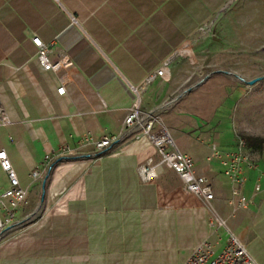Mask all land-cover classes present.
<instances>
[{
    "label": "crops",
    "instance_id": "1",
    "mask_svg": "<svg viewBox=\"0 0 264 264\" xmlns=\"http://www.w3.org/2000/svg\"><path fill=\"white\" fill-rule=\"evenodd\" d=\"M216 15L221 40H248L239 47H257L264 40V0H0V100L11 120L0 130V144L21 186L29 192L30 185L38 183L31 181L30 173L45 155L62 146L76 148L85 135L96 141L118 134L134 102L130 86H142ZM33 36L51 47L50 60L71 62L61 96L56 92L58 75L37 62ZM232 52L247 55L246 49ZM232 52L213 44L208 48L211 65L231 68ZM215 55L222 56L220 62H213ZM238 63L245 65L247 60ZM167 78L168 82L155 78L145 88L141 109L151 112L169 98L178 99L160 112L162 127L178 150L193 158L196 174L213 186L214 210L253 259L264 264V176L260 192L253 196L259 172H264V149L254 160L257 170L246 172L244 194L253 204L232 215L226 204L229 183L217 162L207 164V145L196 144L198 111L183 110L196 95L213 90V81H206L195 94H180L186 80H197L180 60L170 64ZM215 143L221 150L236 144L225 149ZM91 149L87 145L80 151ZM85 167L92 170L86 169L74 184L63 214L41 224L45 234L5 236L0 264H181L208 237L219 239L220 248L225 245L226 235H212L207 227V207L182 192L178 176L159 166L158 157L144 143H119ZM0 176L4 189L7 180L1 169Z\"/></svg>",
    "mask_w": 264,
    "mask_h": 264
},
{
    "label": "built area",
    "instance_id": "2",
    "mask_svg": "<svg viewBox=\"0 0 264 264\" xmlns=\"http://www.w3.org/2000/svg\"><path fill=\"white\" fill-rule=\"evenodd\" d=\"M77 24L76 18L70 16ZM198 30L204 33L207 28L201 25ZM32 44L37 49V62L44 71L58 75L59 87L56 92L63 95L65 86L69 83L66 69L71 62L66 58L52 61L49 58L51 47L32 37ZM170 61L164 60L160 66L149 74L142 86L155 78L165 79ZM142 86H130L134 95V102L123 120L120 131L116 135L104 136L99 140H91L85 135L78 142L76 148L62 146L52 154L44 156L41 164L30 173L32 182L43 185L48 179V172L52 166L67 157H74L80 149L91 145L98 154L111 150L119 143L126 141L141 142L151 148L158 157V165L172 170L182 183V192L200 200L208 209L209 217L207 227L212 235L218 236L223 232L226 235L225 245L219 247V239L211 240L209 237L195 246L181 264H258L238 237L230 231L227 221L223 219L212 207L215 199L214 189L208 179L195 172L194 160L191 156L182 153L176 147L169 132L162 127L151 112H145L140 107V89ZM11 125V120L0 100V130ZM209 155L207 161H215L221 168V173L230 185V195L226 201L227 206L234 215L239 211H246L253 204L252 198H247L244 188L247 182L246 172L257 170V163L247 152L245 142L236 140L231 150H221L215 142L207 144ZM0 169L5 173L7 187L0 189V242L5 236L21 223L20 212L27 204V190L23 188L14 172L4 148L0 144ZM264 172H259L256 184L253 187V196L260 192V178Z\"/></svg>",
    "mask_w": 264,
    "mask_h": 264
},
{
    "label": "rangeland",
    "instance_id": "3",
    "mask_svg": "<svg viewBox=\"0 0 264 264\" xmlns=\"http://www.w3.org/2000/svg\"><path fill=\"white\" fill-rule=\"evenodd\" d=\"M217 15L204 24L207 28L204 33L197 30L182 48L173 52L166 60L171 64H174L176 60L185 61L193 75L197 76V80L185 81V86L179 90L182 95L191 91L200 92L201 86L206 81H213L214 87L207 92L208 97H206L207 93H199L183 110L198 111L197 119H195L197 127L194 130L200 133L197 137L200 139H196L197 145L206 147L209 142H217L226 149L238 139L244 142L246 137L264 139V40L260 41V46L247 45L246 48L243 44L240 47L238 45L248 40L236 37L221 40L216 31ZM213 44L225 47L231 52L246 49L247 55L244 56L238 52L230 53L228 57L231 60V68L220 69L210 63L212 56L208 54V48ZM196 49L200 51V54L197 55ZM253 51L257 52L251 53ZM221 57L215 55L213 62H220ZM243 58L247 60L245 65L238 63L239 59ZM196 69L199 70L198 75ZM154 80L142 86L139 90L140 97ZM162 81L168 82V78ZM203 99H209L211 102L202 103ZM177 100L169 98L167 102L151 111L161 125L163 122L159 117L160 112L168 110ZM247 152L253 160L260 159L259 152L251 149H247ZM97 157L98 152L94 149L80 151L74 157H67L55 163L49 170L48 179L44 185L40 182L31 184L27 192V204L20 212L21 223L10 234H37L45 231V228L40 227L41 224L63 214V206L71 197L69 193L72 192L74 184L79 181L81 174L90 168L85 167L88 160ZM206 162L211 164L213 161L206 160ZM90 169L92 170V167ZM57 176H60V179L53 185ZM3 181V176H0V186ZM86 183L88 190L91 191V178L87 177Z\"/></svg>",
    "mask_w": 264,
    "mask_h": 264
},
{
    "label": "trees",
    "instance_id": "4",
    "mask_svg": "<svg viewBox=\"0 0 264 264\" xmlns=\"http://www.w3.org/2000/svg\"><path fill=\"white\" fill-rule=\"evenodd\" d=\"M245 145L247 149H251L256 152H261L264 149V139L262 138H254V137H246Z\"/></svg>",
    "mask_w": 264,
    "mask_h": 264
}]
</instances>
